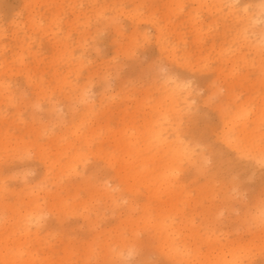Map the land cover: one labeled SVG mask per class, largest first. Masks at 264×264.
Returning <instances> with one entry per match:
<instances>
[{"label": "rangeland", "instance_id": "1", "mask_svg": "<svg viewBox=\"0 0 264 264\" xmlns=\"http://www.w3.org/2000/svg\"><path fill=\"white\" fill-rule=\"evenodd\" d=\"M206 2L0 0V264H219L220 251L229 249L239 264H264V228L251 220L264 205L251 190L264 164L248 178L236 175L239 194L233 191L231 200H180L172 210L157 209L161 202L147 200L141 181L116 173L123 157L143 168L138 157L125 156L119 138L133 132L136 146L142 143L159 104L169 108L158 88L163 81L186 83V102H179L166 134L181 135L198 156L209 157L205 175L182 166L178 180L191 195L202 184L217 192L226 180L213 173L217 147L248 161L221 143L216 127L209 129L220 124L218 100L234 90L232 81L237 102L248 103L249 129H258L256 142L264 144V120L253 121L264 87L254 72L244 81L225 66L220 79L216 73L220 58L243 48L241 24L226 15V4L216 9ZM249 2L257 16L261 0ZM262 21L250 24L252 38ZM214 79L213 89L221 90L208 99ZM197 130L205 142L193 138ZM103 184L116 202L96 189ZM129 199H137L134 208ZM112 247L121 261L109 256Z\"/></svg>", "mask_w": 264, "mask_h": 264}, {"label": "bare ground", "instance_id": "2", "mask_svg": "<svg viewBox=\"0 0 264 264\" xmlns=\"http://www.w3.org/2000/svg\"><path fill=\"white\" fill-rule=\"evenodd\" d=\"M205 1H207L206 3L208 6L212 4L209 8L216 7V9H219L220 6L222 9V6L226 4V15L231 17V19H236L241 24L237 38L241 39L239 41H242L245 50L243 48L230 50L227 56L220 58L221 66L216 69L218 78L220 79L221 76L224 75L223 70L227 68L229 70L227 73L228 75L232 76V78H238L239 81H244L247 80L250 75L249 72L251 71L249 70H252L256 76L254 80L264 87V12H262L260 8L261 2L256 4L259 14L255 16L249 11V0L240 1V3H237L239 0ZM260 20L263 21L259 35L252 38L248 34L250 32L249 26L252 23H259ZM158 43L159 45L164 44L161 35H158ZM224 66L225 68H223ZM242 70H244V72H242ZM215 82L216 79L210 80V84H207L206 81L209 88L208 99L220 93L221 88L220 90L218 88H216V90L213 89L215 87ZM236 83L237 82L233 81L229 83L230 87L234 90H227L228 94L226 99L222 100L220 98L218 100L217 107L221 113L220 124L215 123V126H213V128L209 127V129L213 131L214 127H216L218 129V134H216L221 143L228 149L234 150L237 157L248 159V161L242 162L236 160L225 148L217 147L214 151L217 163L213 173L219 172L221 173L220 175L223 174L226 178V180L222 181L221 185L217 187V192L212 193V190H203L202 184L196 192L197 194L193 196L185 190L183 183L178 180V175L181 173L182 166L185 162L192 165V172L205 175L208 171L207 163L209 157L204 151H201L198 156L191 144L182 140L181 135L174 132V137H171V135L166 134V129L168 127H166V125L173 123L171 115L173 113L176 115L180 113V108L178 107L179 102L181 99L183 102H186V96L183 94V86L186 83L177 79L172 80L171 84L167 81H163L158 85L159 90H162V101L167 102L169 108L167 109L163 103L159 104L156 110L157 116L155 118H150L145 124V133L143 134L142 143L136 146V138H133V132L129 137L119 138L120 147L124 150L125 156L135 155L144 165L143 168L135 170L134 167L130 165L132 162H130L128 158L123 157L122 163L124 165L119 164L118 168H116V173L123 177L128 176V178H125L128 180L141 181L147 188V200H149L150 196H153L156 202H161L157 206V209L168 207L172 210L174 205L180 200L182 202L185 200L204 199L231 200L234 197L233 191L238 189L239 181L236 175L242 178L252 176V172L256 171L257 166L263 165L261 160L264 158V144L259 145L258 142H256L257 137L261 136V132H259L258 129H249L248 121L251 119V114L247 106L248 103L246 101L241 103L237 102V95L234 93ZM83 91L84 90H82V95L85 96ZM187 92L188 90L186 93ZM259 102L261 107H259L258 112H256L257 117L253 118L257 126L264 120V91L263 93H259ZM87 105L88 110L92 109L93 106H91V104ZM233 105H235V107H232ZM169 110L172 111L169 112ZM79 125L80 123L75 125V128L72 130V133L75 135L81 134ZM193 138H198V141L201 142L207 140V138L204 139L205 133L198 130L193 132ZM143 152H148L150 154L143 156ZM44 163H47V161H44ZM127 165H130V167ZM72 168L74 169L70 168L72 172L77 170L76 167ZM99 170L100 169L97 168L94 171L98 172ZM188 171L191 172V169ZM186 177H189V175ZM258 179L259 183L256 189H251L255 193L252 200H264V192H262L264 173H261ZM206 184H209L208 181ZM62 188L67 189L68 187L66 185L62 186ZM96 189L101 190L104 194H108L114 202L118 200L115 192L111 193V190L106 184ZM162 194H165L167 197L164 199L161 198ZM237 194H239V192ZM133 200L137 199H129L130 208L135 207ZM37 207H40V205L37 204ZM262 217H264V205L256 210L251 220L258 226H261ZM37 218H39V216H37ZM111 249L113 250H110L111 255L109 256H111L113 260H117L118 262L121 261L123 254H121L119 250H114L115 248L113 247ZM234 250L235 249H229L228 251L231 252L221 250L220 252L223 253H221L223 257H220L222 259L219 264H239L240 262L234 254ZM1 253V257L4 261H6L7 256L8 263L12 261L13 258L9 253L5 256L2 251ZM169 256L172 257L174 254H169ZM28 263L33 264L34 261L31 260L28 261Z\"/></svg>", "mask_w": 264, "mask_h": 264}, {"label": "snow or ice", "instance_id": "3", "mask_svg": "<svg viewBox=\"0 0 264 264\" xmlns=\"http://www.w3.org/2000/svg\"><path fill=\"white\" fill-rule=\"evenodd\" d=\"M260 8L264 12V0H261ZM261 163L264 164V158H262ZM261 226L264 227V217L261 218Z\"/></svg>", "mask_w": 264, "mask_h": 264}]
</instances>
